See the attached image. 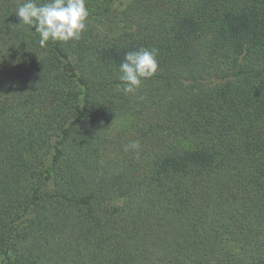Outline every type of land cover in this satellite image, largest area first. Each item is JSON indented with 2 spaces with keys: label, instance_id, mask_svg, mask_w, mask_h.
I'll return each instance as SVG.
<instances>
[{
  "label": "trees",
  "instance_id": "trees-1",
  "mask_svg": "<svg viewBox=\"0 0 264 264\" xmlns=\"http://www.w3.org/2000/svg\"><path fill=\"white\" fill-rule=\"evenodd\" d=\"M22 2L0 0V264H264V0H86L44 48Z\"/></svg>",
  "mask_w": 264,
  "mask_h": 264
},
{
  "label": "clouds",
  "instance_id": "clouds-1",
  "mask_svg": "<svg viewBox=\"0 0 264 264\" xmlns=\"http://www.w3.org/2000/svg\"><path fill=\"white\" fill-rule=\"evenodd\" d=\"M20 23L31 27L35 26L39 34L41 48L47 43L61 41L67 43L81 38L86 30V21L89 15L86 0H23L15 10ZM158 50L143 48L125 53L119 65L121 84L117 90L125 95H135L141 87L142 80L155 75L158 69ZM139 140H131L123 146L125 152L132 150L139 153Z\"/></svg>",
  "mask_w": 264,
  "mask_h": 264
},
{
  "label": "rangeland",
  "instance_id": "rangeland-1",
  "mask_svg": "<svg viewBox=\"0 0 264 264\" xmlns=\"http://www.w3.org/2000/svg\"><path fill=\"white\" fill-rule=\"evenodd\" d=\"M127 2L128 0H114L113 5L116 10H122Z\"/></svg>",
  "mask_w": 264,
  "mask_h": 264
}]
</instances>
